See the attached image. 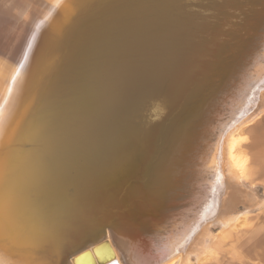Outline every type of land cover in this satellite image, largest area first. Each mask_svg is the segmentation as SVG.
I'll list each match as a JSON object with an SVG mask.
<instances>
[{"label":"bare ground","instance_id":"1","mask_svg":"<svg viewBox=\"0 0 264 264\" xmlns=\"http://www.w3.org/2000/svg\"><path fill=\"white\" fill-rule=\"evenodd\" d=\"M31 5L25 55L0 47L20 221L0 264H195L259 194L238 148L264 109V0Z\"/></svg>","mask_w":264,"mask_h":264},{"label":"rangeland","instance_id":"2","mask_svg":"<svg viewBox=\"0 0 264 264\" xmlns=\"http://www.w3.org/2000/svg\"><path fill=\"white\" fill-rule=\"evenodd\" d=\"M9 1H11V0H9ZM9 1L8 0H0V3H1L0 9L3 7L2 8L3 11L2 12L0 11V15L3 14L2 16H0V47H1L2 43H4V40H5V42L7 41L6 45L12 46L11 49H14L12 52V55L14 54V52H15V54L17 53V56H16V60H17V59H19L21 54H23V56L25 55V51H24L25 49H23V48H25L24 46H26L25 45L26 41L25 42H23V41L25 40V37L27 35L28 23L31 20V16L33 17V15H32L33 11H34V13H37L39 11V6L36 5L33 9H31L32 8L31 4H32L33 0H26L27 2L25 0H24V2H23V0H12L11 2H9ZM34 1H36V0H34ZM5 2H8V3H5ZM16 2H17V5H16ZM9 4L10 5L14 4V5L10 6ZM7 5H9V6H7ZM13 7H16V10H15V8L13 9ZM19 7L21 8V10ZM31 10H32V12H31ZM14 11H16V12H14ZM8 17H9V19H8ZM13 23H15V24H13ZM9 25H11V28ZM7 27L9 28L8 30H6ZM6 33H8V34H6ZM5 34L8 36V38H6V39L4 38V40H3V37H7ZM28 41H29V39L27 40V42ZM14 45H15V47H14ZM16 47H17V49L18 48L19 49L16 50ZM6 52H7V50H5V47L1 48L0 49V53H1L0 57L4 58ZM18 64H20V63H18ZM255 114L257 115V117H254L253 119H251L246 124L247 126H246L245 130H242V132H241L242 139H241L240 147L238 148V153L240 155H242V157L244 159H246V161H245V164L240 166V168L238 169V174L246 182H248L251 186L254 185V187L258 191V185H256V184H263L262 183V176L261 175L256 176L255 182L249 181L248 174H249V167H250V159H249V153L247 150L248 149L247 143L249 140H248V137L243 134V133H245L246 130H248V128H250V127L252 128V125H254L255 122L262 120V118L264 117V109L262 110V112H256ZM251 128H250V130H251ZM254 198L256 200L254 201V205L252 206L250 211L246 212L247 210H245L243 207V210L240 211V216H242V218L240 220H238L237 222L235 221L234 225H232V227H229L228 229L223 230V232H225V231L228 232L232 228H234L235 226H239V227L235 228L233 233H231V235H230L231 239L230 240L237 241V242L244 241L245 237L248 236L249 230L253 226L255 227L263 221L264 215L262 216V215L258 214L259 213L258 211L256 213H254V211L256 209H259V208L264 209V196H261L260 194L257 193L256 196H254ZM244 220H246V221L244 222ZM223 232L220 231L219 229H216L214 232L215 235L213 234L214 236L212 238L211 243L207 244L205 246V249H203V251L201 252L203 254V252L206 253L207 251H209L210 255L208 256V259L205 260V264H231L230 259H229V256H231V254H232L231 246L230 245L223 246L218 254H217L218 251L216 249H214L215 247L213 246L215 244V242L217 241V239L220 237V233H223ZM207 248H209V250H207ZM237 249H239V251H241L242 248L240 245H236V250ZM230 250H231V253H230ZM202 254L200 255V258L202 256ZM219 258H220V260L218 261ZM195 261H197V263ZM255 262H257V260H255ZM194 263L195 264H201V261H200V259L194 260Z\"/></svg>","mask_w":264,"mask_h":264},{"label":"crops","instance_id":"3","mask_svg":"<svg viewBox=\"0 0 264 264\" xmlns=\"http://www.w3.org/2000/svg\"><path fill=\"white\" fill-rule=\"evenodd\" d=\"M250 128L243 133L249 140L247 143L250 159L248 177L250 182H255L256 176H262L263 184L256 185H258L259 194L264 196V117L262 120L255 122L251 130ZM257 211L259 212L258 214L264 215V209H256L254 213ZM245 221L246 220H244V222ZM237 227L239 226H235L228 232L225 231L220 233V237L213 245L215 247L214 249L218 251L217 254L223 246L230 245L232 248V254L229 256L231 264H264V219L259 225L253 226L249 230L248 236L245 237L244 241L237 242L230 240L231 233H233ZM236 245L241 246V251H239V249L236 250ZM207 250H209V248H207ZM209 255V251L206 253L203 252L200 258L201 264H205V260L208 259ZM219 260L220 258L218 261ZM255 260H257V262H255Z\"/></svg>","mask_w":264,"mask_h":264},{"label":"snow or ice","instance_id":"4","mask_svg":"<svg viewBox=\"0 0 264 264\" xmlns=\"http://www.w3.org/2000/svg\"><path fill=\"white\" fill-rule=\"evenodd\" d=\"M11 181L8 184H0L5 195V204L0 206V247H6L19 235L20 221L17 208L8 200L7 192L10 190Z\"/></svg>","mask_w":264,"mask_h":264},{"label":"water","instance_id":"5","mask_svg":"<svg viewBox=\"0 0 264 264\" xmlns=\"http://www.w3.org/2000/svg\"><path fill=\"white\" fill-rule=\"evenodd\" d=\"M106 242H103V243H101V244H99L98 246H103V244H105ZM85 254H87V255H89V251H87ZM89 259H91V264H96V262H97V260L96 259H94L93 257H89ZM112 258L111 257H108V258H104V259H102L103 260V262L105 263V264H112L114 261L113 260H111Z\"/></svg>","mask_w":264,"mask_h":264}]
</instances>
